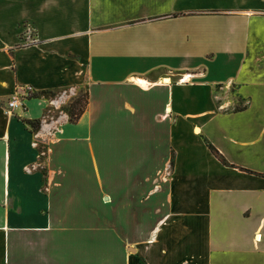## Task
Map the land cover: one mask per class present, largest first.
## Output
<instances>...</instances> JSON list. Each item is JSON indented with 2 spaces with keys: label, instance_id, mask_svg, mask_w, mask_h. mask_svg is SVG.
<instances>
[{
  "label": "crops",
  "instance_id": "0c3cea01",
  "mask_svg": "<svg viewBox=\"0 0 264 264\" xmlns=\"http://www.w3.org/2000/svg\"><path fill=\"white\" fill-rule=\"evenodd\" d=\"M112 229L264 264V0H0V264H93Z\"/></svg>",
  "mask_w": 264,
  "mask_h": 264
},
{
  "label": "rangeland",
  "instance_id": "374dc122",
  "mask_svg": "<svg viewBox=\"0 0 264 264\" xmlns=\"http://www.w3.org/2000/svg\"><path fill=\"white\" fill-rule=\"evenodd\" d=\"M150 234L152 238V232ZM149 239L150 235L146 239L134 230H108L105 245L94 241L93 264H152V243Z\"/></svg>",
  "mask_w": 264,
  "mask_h": 264
},
{
  "label": "trees",
  "instance_id": "16d2710c",
  "mask_svg": "<svg viewBox=\"0 0 264 264\" xmlns=\"http://www.w3.org/2000/svg\"><path fill=\"white\" fill-rule=\"evenodd\" d=\"M86 103L85 96L75 99L73 102H71L70 106L67 107L68 113H69V119L71 121L76 120V118L81 114L83 107ZM26 123H28L33 130H38L40 126V120L34 119V120H25Z\"/></svg>",
  "mask_w": 264,
  "mask_h": 264
},
{
  "label": "built area",
  "instance_id": "2783aa9c",
  "mask_svg": "<svg viewBox=\"0 0 264 264\" xmlns=\"http://www.w3.org/2000/svg\"><path fill=\"white\" fill-rule=\"evenodd\" d=\"M15 94L11 96L7 101V106L16 108L23 107L25 98L34 94L33 88L30 85H21L15 89Z\"/></svg>",
  "mask_w": 264,
  "mask_h": 264
},
{
  "label": "bare ground",
  "instance_id": "6f19581e",
  "mask_svg": "<svg viewBox=\"0 0 264 264\" xmlns=\"http://www.w3.org/2000/svg\"><path fill=\"white\" fill-rule=\"evenodd\" d=\"M188 79V76L186 75L185 78H184V81Z\"/></svg>",
  "mask_w": 264,
  "mask_h": 264
}]
</instances>
